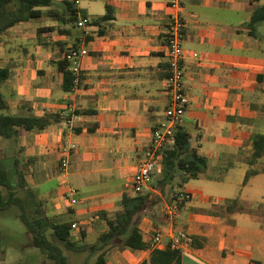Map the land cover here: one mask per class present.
<instances>
[{
  "label": "crops",
  "instance_id": "1",
  "mask_svg": "<svg viewBox=\"0 0 264 264\" xmlns=\"http://www.w3.org/2000/svg\"><path fill=\"white\" fill-rule=\"evenodd\" d=\"M78 1L93 20L85 28L64 25L44 9V17L21 22L2 37L0 67L12 75L1 92L11 113L31 111L56 122L40 133L22 131L17 142L5 140L0 162L10 167L19 159L42 211L55 222H78L91 235L96 224L106 232L105 218L121 210L154 132L165 122L171 8L170 0ZM182 2L189 106L180 127L209 159L210 175L230 168L222 181L203 176L184 182L185 173L178 172L169 182L162 161L144 191L159 201L134 224L149 246L156 233L164 245L180 232L191 234L194 243L182 251V264H264V212L229 214L221 208L236 198L247 206L264 203V155L252 163L253 137L264 135V23L252 31L255 36L248 29L264 0ZM108 9L113 19L99 21ZM82 18L80 13L78 22ZM73 46L89 54L79 86L66 93L56 62L62 47ZM63 157L69 159L67 172ZM251 169L259 173L245 184ZM68 187L78 192L73 205ZM181 192L192 199L176 212ZM151 252L122 249L107 258L110 264H141Z\"/></svg>",
  "mask_w": 264,
  "mask_h": 264
},
{
  "label": "trees",
  "instance_id": "2",
  "mask_svg": "<svg viewBox=\"0 0 264 264\" xmlns=\"http://www.w3.org/2000/svg\"><path fill=\"white\" fill-rule=\"evenodd\" d=\"M44 9H49L48 17L73 27L77 25L80 13L84 18L87 17L84 12L80 11L78 0H64L61 4H58L56 0H0V43L3 35L17 24L44 17ZM110 13V9H108V13L99 21L112 20L113 17ZM261 23H264V6L255 9L248 24L251 36H255L252 31ZM64 32L66 33V31ZM77 48V46H73L65 50L62 47L63 57L56 62L59 71L63 74V90L66 93L73 92L80 83V79L71 72V64L67 60L69 50ZM11 75L10 69L0 67V139L17 142L22 131L40 133L53 125L56 120L38 117L31 111L11 113L9 102L1 92L3 84L10 79ZM253 145L255 153L252 163L264 155V135H255ZM162 164V171L166 174L169 182L175 179L178 172L185 173L184 182L203 176L210 180L222 181L224 174L230 168V166L218 167L214 170V175H210L209 159L192 146L190 133L180 126L176 129L175 144L166 147L163 151ZM258 173L254 169L248 171L244 183L246 184L252 176ZM26 177V168L21 167L19 159L15 158L10 167L4 166L0 162V213L19 208L16 215L25 224L27 232L31 234L33 246L56 264H72L64 249L56 241L69 251L82 252L89 249L94 254L98 253L94 264H110L107 258V246L116 240L122 239L121 248L124 250L144 251L150 248L144 240L143 233L134 224V219L139 213L159 201L154 195L144 192L136 195L125 194L121 200L119 212L111 218H105L102 214V218H105L107 223V231L99 236L100 244L86 248L84 244L80 245V242L76 241L72 222H55L45 211H42L36 202L35 190L30 187ZM20 191H23L25 195L19 196ZM221 208L229 214H256L264 212V203L247 206L239 198H236L226 200ZM49 235L56 241L50 239ZM81 237L84 241L89 237L82 226ZM3 245V234L0 230V252H3L2 248L5 247ZM141 264H182V252L170 248L153 249L149 259ZM252 264L261 263L253 261Z\"/></svg>",
  "mask_w": 264,
  "mask_h": 264
},
{
  "label": "built area",
  "instance_id": "3",
  "mask_svg": "<svg viewBox=\"0 0 264 264\" xmlns=\"http://www.w3.org/2000/svg\"><path fill=\"white\" fill-rule=\"evenodd\" d=\"M170 21L166 35V50L168 57V76L165 80V89L168 94L169 103L165 112V122H163L154 132L151 145L147 151L145 160L139 165L132 183L131 193L136 195L144 192L153 182L154 176L163 161V151L166 147L175 144L176 129L183 124L184 118L189 106V99L186 92L185 85V65L184 62L187 54L184 49L186 22L182 16V0H170ZM93 20L89 17L82 18L77 26L85 28L91 24ZM89 54L87 48L78 47L71 49L67 53V60L70 62L71 72L79 78L82 73V60ZM191 56L197 60H201L202 56L196 52ZM61 166L64 172L68 171L69 159L63 157L61 159ZM69 201L71 204L77 202V189L74 187L66 188ZM192 195L186 192L179 193L178 205L176 212L179 210L180 203L189 201ZM73 231L81 232V224L78 222L72 223ZM162 234L156 233L150 244V248L165 250L170 248L172 250L183 251L192 247L194 237L187 232H180L176 234L170 244L164 245L162 241Z\"/></svg>",
  "mask_w": 264,
  "mask_h": 264
},
{
  "label": "rangeland",
  "instance_id": "4",
  "mask_svg": "<svg viewBox=\"0 0 264 264\" xmlns=\"http://www.w3.org/2000/svg\"><path fill=\"white\" fill-rule=\"evenodd\" d=\"M5 142V140L0 139V146L4 145ZM1 155H3L2 152H0ZM34 169L36 170L35 167ZM30 179L33 184L36 182L35 177ZM173 185L175 186V183ZM239 193L241 194L242 191L240 190ZM18 195L24 196L25 194L20 191ZM18 212L19 208H13L0 213V230L3 234V246H5L2 248L3 252H0V264H56L33 246L31 234L27 232L25 224L16 215ZM100 231L99 225L96 224L93 233L85 241L82 239L80 231H74V233L76 241L80 242V245L84 244L86 248H89L91 245L100 244L99 236L102 234ZM49 237L56 241L51 235ZM56 243L64 249L72 264H94L98 256V253L94 254L89 249L82 252L69 251L60 242L56 241ZM121 250V242L115 241L111 247L107 248V253L111 257L113 253Z\"/></svg>",
  "mask_w": 264,
  "mask_h": 264
}]
</instances>
